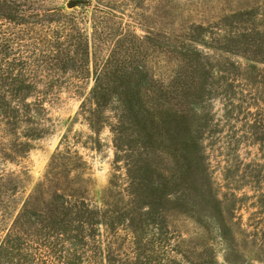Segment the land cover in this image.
Listing matches in <instances>:
<instances>
[{
  "label": "rangeland",
  "instance_id": "obj_1",
  "mask_svg": "<svg viewBox=\"0 0 264 264\" xmlns=\"http://www.w3.org/2000/svg\"><path fill=\"white\" fill-rule=\"evenodd\" d=\"M91 1L46 0L88 16ZM104 2L130 34L126 62L99 105L69 89L47 102L45 133L0 173L20 199L46 182L104 213L99 239L116 243L96 264H264V0ZM100 66L91 55L85 95Z\"/></svg>",
  "mask_w": 264,
  "mask_h": 264
},
{
  "label": "trees",
  "instance_id": "obj_2",
  "mask_svg": "<svg viewBox=\"0 0 264 264\" xmlns=\"http://www.w3.org/2000/svg\"><path fill=\"white\" fill-rule=\"evenodd\" d=\"M96 1L88 16L86 5L65 11L46 0H0V159L24 156L33 148L45 133L33 125L41 124L45 104L60 99L63 89L99 105L114 66L126 62L130 34L121 33L120 17L104 2L113 0ZM188 45L187 38L182 40L183 48ZM105 51L101 60L99 53ZM91 55L101 66L87 96L83 84L91 76ZM4 135H16L8 148ZM20 192L26 194V187L15 182L14 173L2 170L0 264H96L99 256L108 259L116 242L111 241L109 252L103 248L96 226L104 213L93 209L87 197L48 191L46 182L23 199ZM108 227V238L118 236L113 225Z\"/></svg>",
  "mask_w": 264,
  "mask_h": 264
},
{
  "label": "water",
  "instance_id": "obj_3",
  "mask_svg": "<svg viewBox=\"0 0 264 264\" xmlns=\"http://www.w3.org/2000/svg\"><path fill=\"white\" fill-rule=\"evenodd\" d=\"M69 6H73V3H70Z\"/></svg>",
  "mask_w": 264,
  "mask_h": 264
}]
</instances>
